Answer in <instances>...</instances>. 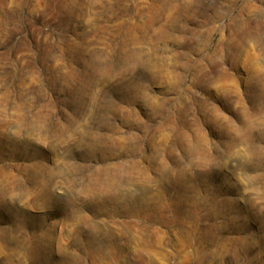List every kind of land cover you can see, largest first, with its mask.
Returning <instances> with one entry per match:
<instances>
[{
  "label": "rangeland",
  "instance_id": "obj_1",
  "mask_svg": "<svg viewBox=\"0 0 264 264\" xmlns=\"http://www.w3.org/2000/svg\"><path fill=\"white\" fill-rule=\"evenodd\" d=\"M0 264H264V0H0Z\"/></svg>",
  "mask_w": 264,
  "mask_h": 264
}]
</instances>
